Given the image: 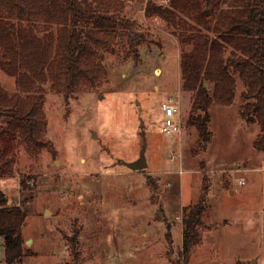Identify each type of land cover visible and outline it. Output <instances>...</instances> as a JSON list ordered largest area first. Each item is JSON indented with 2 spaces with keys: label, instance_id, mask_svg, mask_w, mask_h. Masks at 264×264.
<instances>
[{
  "label": "rangeland",
  "instance_id": "obj_1",
  "mask_svg": "<svg viewBox=\"0 0 264 264\" xmlns=\"http://www.w3.org/2000/svg\"><path fill=\"white\" fill-rule=\"evenodd\" d=\"M119 1L147 38L138 58L120 48L105 53L101 84L69 96L45 84L50 146L33 153L14 143L12 173L0 177V190L27 216L31 254L18 264H239L255 252L241 264H264V152L254 146L260 125L242 112L243 81L235 75L230 105L209 109L211 137L202 142L189 124L194 93L183 89L181 56L190 46L163 20L146 18L149 0ZM0 85L20 93L1 68ZM169 96L180 103L181 135L163 131ZM144 142L147 170L133 171L123 162L137 160ZM204 185L210 216L185 256L182 210Z\"/></svg>",
  "mask_w": 264,
  "mask_h": 264
},
{
  "label": "trees",
  "instance_id": "obj_2",
  "mask_svg": "<svg viewBox=\"0 0 264 264\" xmlns=\"http://www.w3.org/2000/svg\"><path fill=\"white\" fill-rule=\"evenodd\" d=\"M145 16L163 20L190 46L181 56L182 81L184 91L194 93L189 124L201 141L211 137L212 105L233 102L238 74L245 85L242 112L260 125L254 146L264 152V0H149ZM137 25L119 0H0V68L16 79L20 92L9 95L0 85V177L12 173L14 143L33 153L50 146L43 86L50 83L67 96L99 86L105 53L120 48L119 54L132 51L138 58L147 38ZM21 184L26 188V181ZM147 184L153 188L150 178ZM208 190L204 185L197 202L182 210L185 256L202 241ZM26 218L0 190L6 264L31 254L23 236Z\"/></svg>",
  "mask_w": 264,
  "mask_h": 264
},
{
  "label": "built area",
  "instance_id": "obj_3",
  "mask_svg": "<svg viewBox=\"0 0 264 264\" xmlns=\"http://www.w3.org/2000/svg\"><path fill=\"white\" fill-rule=\"evenodd\" d=\"M165 4L169 0H163ZM178 99L176 96H169L165 102L161 104V112L164 116L163 131L166 134H182V121L180 119V110ZM240 184L243 185L244 182L239 180Z\"/></svg>",
  "mask_w": 264,
  "mask_h": 264
},
{
  "label": "water",
  "instance_id": "obj_4",
  "mask_svg": "<svg viewBox=\"0 0 264 264\" xmlns=\"http://www.w3.org/2000/svg\"><path fill=\"white\" fill-rule=\"evenodd\" d=\"M141 127L142 128L144 127L143 123H142ZM123 164L133 171L146 172L147 167H148V163H147V159H146V142L143 143L141 150H140L139 158L137 160H135L133 162H123ZM30 243H31V240L26 241V244H30ZM254 263H255V261H253V264Z\"/></svg>",
  "mask_w": 264,
  "mask_h": 264
},
{
  "label": "crops",
  "instance_id": "obj_5",
  "mask_svg": "<svg viewBox=\"0 0 264 264\" xmlns=\"http://www.w3.org/2000/svg\"><path fill=\"white\" fill-rule=\"evenodd\" d=\"M237 167V171L238 172H245L246 173V171L248 172V169H244V170H242L241 171V166H240V164L238 165V164H235ZM240 168V169H239ZM239 180H241L240 178L238 179V182H239ZM242 181V180H241ZM244 182V181H243ZM240 183V182H239ZM244 185V184H243ZM237 191H240V194H241V189H238ZM229 225V224H228ZM244 258H239L238 260L239 261H241V262H243V263H246V262H248V261H250V260H252V259H256V256H257V253L255 252V253H251V254H248V255H242ZM254 261H256V260H254Z\"/></svg>",
  "mask_w": 264,
  "mask_h": 264
}]
</instances>
